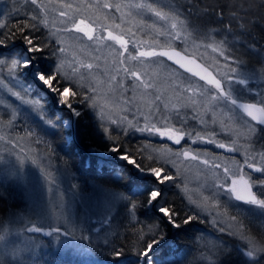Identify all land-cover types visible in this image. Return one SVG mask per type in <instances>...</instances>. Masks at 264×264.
I'll return each instance as SVG.
<instances>
[{"label":"rangeland","instance_id":"obj_1","mask_svg":"<svg viewBox=\"0 0 264 264\" xmlns=\"http://www.w3.org/2000/svg\"><path fill=\"white\" fill-rule=\"evenodd\" d=\"M22 1L27 2L19 5L17 0L0 1V21L8 20L16 25L18 21L28 20L36 27L41 26L44 36L58 44L57 66L65 79L62 81L86 87L84 94L90 97L85 100L89 105L86 119L94 124L88 134L93 144L89 151L107 161L118 162L121 153L115 155L111 150L117 146L101 149L97 144H103L110 132L121 139L131 133L143 146L137 155L148 164L145 169L161 168L162 176L173 177L160 180L149 171L142 172L144 168L135 172L133 165L130 166L134 176L141 180L143 176L150 178L147 194L152 190L160 193L156 200L148 199L145 206L150 211H159L166 224V232L156 238L157 243L151 248L159 245L161 249L150 253L148 263H154L153 255L164 261L175 253L171 234L178 226L160 208L176 192L205 214L218 231L234 237L247 255L251 246L246 245L253 239L227 209L236 204L264 213V206L238 200L230 191L232 181L242 175L252 184L257 198L264 199V183H258L264 181V170L247 167L249 163L264 167V147H260L258 128L264 125L255 123L237 107L241 101L264 107L261 104L264 62L247 63L248 59L239 57L238 43L224 36V31L221 35L210 30L191 32L183 20L182 8L173 0ZM6 9L12 13L22 10L26 14L9 19ZM156 12L167 19H161ZM81 21L84 31H77L75 25ZM173 23L177 28L171 27ZM89 29L92 40L86 34ZM107 29L126 38L127 44L112 41ZM16 41L0 45V60L5 62L0 65V178L18 184L26 205L0 224V259L6 258L13 264H62L69 256L75 261L72 264H85L89 261L91 241L105 239L110 234L107 220L120 195L100 182L89 183L90 180L84 179L72 182L62 158L52 159L27 134L14 131L12 124L20 112L30 119L42 118L43 124L59 130L58 136L64 143L72 140L77 128L81 131L83 127L79 101L71 95L74 90L67 85L59 89L53 83L58 89L53 91L43 85L37 78L43 72L35 52L30 51L27 42ZM19 43L29 49L33 63L25 65V61H30L27 54L7 57V54L16 55L14 51ZM169 46H179L212 69L224 83L223 92L158 54L160 47ZM249 49L253 50H245ZM142 51H154L157 55L140 57ZM12 60L17 61L16 66ZM89 64L93 67L88 68ZM222 74L232 79L225 81ZM65 88L71 90L65 93L71 107L62 102L59 94ZM224 93H230L237 103L224 99ZM221 144L225 147H219ZM225 169L229 171L226 173ZM33 227L41 228L44 233L29 232ZM144 260L141 255L138 264H146Z\"/></svg>","mask_w":264,"mask_h":264},{"label":"trees","instance_id":"obj_2","mask_svg":"<svg viewBox=\"0 0 264 264\" xmlns=\"http://www.w3.org/2000/svg\"><path fill=\"white\" fill-rule=\"evenodd\" d=\"M4 3L6 0H0ZM180 9L193 11L192 24H187L188 28H195L197 31L210 30L212 28H226L240 41L237 52L241 58L248 59L246 62L262 64L264 62V0H173ZM19 5L26 4L22 0H17ZM10 18L25 15L22 10H16L14 13L6 9ZM15 14V15H13ZM23 27V30L21 28ZM30 35L34 44L40 49L33 52L36 62L40 63V70L45 75H51L56 72L58 77L54 82L59 89L67 85L71 87L79 101L81 118L83 120L81 131H75L77 142L83 147L70 140L66 143L58 136L59 130L52 129L43 124L42 118L30 119L25 117L24 113L14 118V131L25 133L33 140L39 149H42L52 159L65 162L69 169L72 182L77 179L84 181L103 183L109 188H113L120 195L119 201L113 207L107 222L110 234L105 239L91 241L89 261L85 264H138L140 259V250L143 243L148 238L156 239L166 232V224L153 210L146 208L145 203L149 199L147 196L149 180H141L134 176L129 167L112 160H105L107 163H97V157L89 150V133L92 132L94 124L86 119V112L89 111L88 103L85 102L84 90L86 87H78L71 81H62L63 75L57 72V59L59 55V46L52 39H47L41 26L36 27L30 21L17 22L16 25L0 21V39H4V44L16 43L18 39L25 41L23 37ZM45 37V38H44ZM179 45V44H178ZM27 47L28 44H27ZM179 47V46H177ZM253 50L246 51L245 49ZM15 54H7L12 57L24 54V50L17 45ZM258 54V57L255 54ZM4 57L6 55H3ZM252 59L256 60L255 62ZM29 80L26 75L22 76ZM65 80V79H64ZM71 85V86H70ZM83 101V102H82ZM79 118L75 121L78 126ZM80 127V126H79ZM259 137L260 147H264V127L260 126ZM113 137L109 139L108 137ZM102 143L97 144L101 149H107L109 146H117L119 151L114 154L125 153L136 158L137 163L143 167L148 166L137 155L142 150L137 136L131 133L124 134V138H118L116 134L109 133ZM128 137V138H127ZM85 149V150H84ZM121 149V150H120ZM88 150V151H86ZM60 157V158H59ZM89 157V158H88ZM88 160V161H87ZM87 161V162H86ZM109 165V166H108ZM83 174V175H80ZM96 176V178H91ZM91 178V179H90ZM166 200V206L175 210V216L179 226L172 231L171 238L174 240L175 251L172 257L164 261H159L157 255H153L155 264H264V253L248 257L238 246L234 237H230L226 232L209 224L208 217L200 213L194 207L186 203L185 199L177 192L172 194ZM135 204V209L132 205ZM164 204V205H165ZM25 199L21 188L16 182L9 178H0V224L15 212L21 211L25 206ZM227 212L235 216L242 230L252 237L257 243L264 238V213L250 209L248 206L231 204ZM188 216L193 219L183 223ZM158 231L156 233V229ZM167 249V248H166ZM122 250V255L115 256L114 251ZM62 264H72L75 261L67 256ZM0 264H13L8 259H0ZM45 264V263H43ZM78 264H82L79 262Z\"/></svg>","mask_w":264,"mask_h":264},{"label":"snow or ice","instance_id":"obj_3","mask_svg":"<svg viewBox=\"0 0 264 264\" xmlns=\"http://www.w3.org/2000/svg\"><path fill=\"white\" fill-rule=\"evenodd\" d=\"M105 7H108V5H105ZM137 7H144V5H137ZM148 9L150 11L153 10L151 8V6H148ZM61 15L63 16V15H65V13L62 12ZM156 15L158 17H161V19H167V17L162 16L160 12H156ZM83 23L84 22L81 21L79 24L75 25L77 31H84V29L81 28V24H83ZM171 27L173 29H175V28H177V24L173 23L171 25ZM21 30H23V27L21 28ZM86 34L88 35L89 40H92L93 37H92L90 29L87 31ZM108 36H109V38L114 39L117 42H119L121 45H125L126 44V41L123 39L122 36L113 37L111 32H109ZM177 38H179V36H177ZM23 39L26 40L27 44L30 46V51H32V52L40 51V49L36 47V45L34 44V42H33V40L31 38H28L27 36H25V37H23ZM5 42L6 41L4 39H0V45H3ZM61 51H64V50L61 49ZM156 55H157V53H155L154 51H142V52L139 53L140 57L156 56ZM160 55H168V53H166V52L165 53H160ZM169 59H171V57H169ZM4 63L5 62L3 60H0V65H3ZM11 63L13 64V66L17 65V61L16 60H12ZM24 63H25V65H27V64L30 63V61H25ZM87 67L88 68H92L93 66L91 64H89V65H87ZM56 71L57 72L60 71V66L59 65L57 66ZM231 71L235 72L236 69H231ZM132 75L135 76L136 73H132ZM222 77H223V79H225V81L232 79V77L228 76L227 74H222ZM39 78L49 88H51L53 91H58V89L53 87V83L56 81V79H58L57 76L45 75V74L41 73V74H39ZM203 78L207 79L208 83L211 84V85H214L216 89H220L221 92H223V88H222V84H221L220 80H216L215 78H212V77H203ZM70 91L71 90L69 88H65L64 92L63 93H59V94H60L62 102L68 103L69 106L71 107V103H69L68 97L65 95V93H69ZM71 95L72 96H76L77 94H76V92L71 91ZM217 98L218 97H212L213 100L217 99ZM223 98L224 99L226 98L227 100L231 101L232 104H236L237 103V101L232 99L230 93H224L223 94ZM89 99H90V97H85L84 100L88 101ZM261 104L264 105V101H261ZM239 107L242 108L245 112H247L248 116H251L254 120L258 119V117L256 115L257 113H259L261 117H264V107H258L255 104H240ZM48 122L51 123V121H48ZM259 122H264V118H260ZM141 131H144V129H141ZM161 134H163V133H161ZM108 138L110 140L113 139V137H111V136L108 137ZM176 143L179 144L180 141L177 140ZM219 147L224 148L225 145L221 144V145H219ZM111 150L114 151V152L115 151H119L115 147H113ZM184 155L187 156L188 153H184ZM122 158L125 159V160H128L129 163L135 164L138 168H144L141 164L137 163L136 161L130 160L129 156H127V155L122 156ZM205 163H207V161H205ZM247 167L248 168L257 169V170H264V167H256L254 163L247 164ZM145 170L151 172L152 174H154L160 180H165V179L171 180V179H173V177L170 176V175H166L165 174V175L162 176L161 173L163 172V169H161V168H148V169H145ZM228 171H229L228 169H225L226 173ZM237 174H238V172L237 173H233V175H237ZM258 183H264V181H259ZM236 184H237V181L233 180L232 181V185L233 186L230 189V191L235 194V198H237L238 200H242V201H246V202H252L254 204L264 206V199H258L257 198L256 194L252 191V184L251 183H249L246 180H242L241 181V186L239 188L236 187ZM148 196H149L150 200L154 201L160 196V193L157 190H152L150 193H148ZM135 207H136V205L133 204L132 208L135 209ZM160 211L163 214H165L173 224L179 226L180 223H177V219H176V216H175V210L170 209L168 206H165V207H161ZM191 219H193V217L192 216H188L187 219H185L183 221V223H187ZM54 230L55 231H59V229H54ZM28 231L29 232H41L42 229L39 228V227H33V228L28 229ZM155 231L157 233L158 228ZM0 238H2V237H0ZM155 243H157L156 239L148 238L147 240H145L144 243H143L142 249L139 251L140 254L142 256L147 257L148 253L150 252L152 246ZM249 245L251 246L250 250L247 251V255L249 257H255L256 253H258V252L259 253H264V238H261V241L259 243H257L254 240H249V242H248V244L246 246L248 247ZM113 254L115 256H120V255H122V250L114 251Z\"/></svg>","mask_w":264,"mask_h":264},{"label":"water","instance_id":"obj_4","mask_svg":"<svg viewBox=\"0 0 264 264\" xmlns=\"http://www.w3.org/2000/svg\"><path fill=\"white\" fill-rule=\"evenodd\" d=\"M109 32L112 33V36L113 37L120 36L118 33H116L115 31H112L110 29H107V31H106L107 36H108ZM123 39L127 43L126 38L123 37ZM111 40L114 41V39H111ZM123 46H125V45H123ZM6 51H8V50L6 49ZM25 51L27 52V54L30 52L29 49L27 50L26 48H25ZM165 52L168 53V55H160V53H165ZM158 54L160 56H162L166 61H168L172 65L178 67L179 69H182L184 72H186L190 76H195L199 80L204 81L206 83L208 81H207V79H205L203 77H212V78H215L216 80H220L221 81V84H222V80L217 75H215L212 72V70L207 65H205L203 62H201L193 54H191V55L186 54L182 49H179L176 46L160 47L158 49ZM169 57H171V59H169ZM240 104H252V103H249V102L248 103H246V102H238L237 103V107H239ZM240 110L247 117H250L252 120H254L251 116H248L247 112H245L242 108H240ZM256 115H257L258 119L254 120V121L257 122V123H259V124L261 123V124L264 125V122H259V119L260 118H264V117H261L259 113H257ZM89 153H91L93 155H97L95 152L89 151ZM242 180H246V179H244L241 176L236 179V181H237L236 187L239 188L241 186V181ZM41 232H43V230ZM160 249H161L160 246L157 245V247H155V248H153V249L150 250V253H157V251H159Z\"/></svg>","mask_w":264,"mask_h":264},{"label":"bare ground","instance_id":"obj_5","mask_svg":"<svg viewBox=\"0 0 264 264\" xmlns=\"http://www.w3.org/2000/svg\"><path fill=\"white\" fill-rule=\"evenodd\" d=\"M182 14H183V20L186 22V24H192L193 22H192V19H193V11H191L190 9L188 10V12L187 11H183L182 10ZM192 31L191 32H193L194 30L196 31V29L195 28H190ZM212 31L213 32H217L219 35H221V34H223L224 32V36H226V37H228L229 39H231L232 41H235V42H237L238 44L240 43V41L236 38V37H233V33L231 32V31H229V30H225V28L223 27L222 29L221 28H212ZM224 31V32H223ZM217 34V35H218ZM121 36V35H120ZM123 37V36H122ZM113 41V40H112ZM115 41V40H114ZM117 42V41H116ZM119 43V42H118ZM20 45V44H19ZM21 47H22V45H20ZM23 48V47H22ZM26 48V47H25ZM25 48H23V50H24V54H27L26 53V51H25ZM27 49V48H26ZM229 56L230 57H232L230 54H229ZM238 56L240 57V55H239V52H238ZM58 57H59V55H58ZM27 58L30 60V62L31 63H33L32 62V58H31V56H30V52L27 54ZM57 65V64H56ZM212 70V69H211ZM213 72V71H212ZM214 74H215V72H213ZM38 75V74H37ZM216 75V74H215ZM218 76V75H217ZM219 77V76H218ZM37 78H39V75L37 76ZM220 78V77H219ZM221 79V78H220ZM222 80V79H221ZM42 83H43V85H46L43 81H41ZM207 84H209L208 82H207ZM210 86H213L214 87V85H211V84H209ZM222 88H224L225 86H224V83H223V81H222ZM13 124H12V128H13ZM14 129V128H13ZM72 136V141H74L76 144H77V146H79V147H81L80 146V144L76 141V137L74 136V134H72L71 135ZM143 147V146H142ZM82 148V150H83V147H81ZM217 151H219V152H221V150L218 148L217 149ZM121 156H124V155H126L125 153H121L120 154ZM96 157H97V159H96V161H97V163H100V164H103L104 162L103 161H105L106 160V158H101L99 155H95ZM127 156H129V155H127ZM102 159V160H101ZM129 159L130 160H135L136 161V158L135 157H133L132 155L131 156H129ZM102 162H101V161ZM137 162V161H136ZM118 163L119 164H124V165H126V166H128L129 167V169H130V166L131 165H133L132 166V168H133V170L136 172V171H138L140 168H138L135 164H132V163H129V161L128 160H125V159H120L119 161H118ZM145 168V167H144ZM131 170V169H130ZM143 171H145V169L144 170H142V172ZM139 173H141V171L139 172ZM141 176H143V174L141 175ZM241 177H243L244 179H245V177L244 176H242V175H240ZM240 176H238V177H240ZM237 177V178H238ZM149 178V177H148ZM146 176H143V180H150V178L148 179ZM236 178V179H237ZM169 207V206H168ZM170 208V207H169ZM171 209V208H170ZM17 212H19V211H17ZM159 217H162V215L160 214V212L159 211H156L155 212ZM161 252H162V250H161ZM149 255H150V252L148 253V255H147V257H145V256H143V260H144V262L147 264L148 263V261H149ZM147 258H148V260H147ZM154 264V263H152V262H149L148 264Z\"/></svg>","mask_w":264,"mask_h":264}]
</instances>
